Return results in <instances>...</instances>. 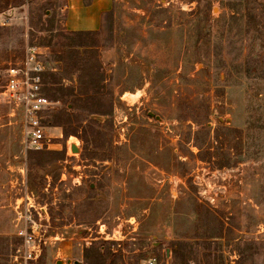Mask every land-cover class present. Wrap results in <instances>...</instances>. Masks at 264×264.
<instances>
[{
    "label": "rangeland",
    "instance_id": "obj_1",
    "mask_svg": "<svg viewBox=\"0 0 264 264\" xmlns=\"http://www.w3.org/2000/svg\"><path fill=\"white\" fill-rule=\"evenodd\" d=\"M6 1L0 92L30 46L62 92L41 151L0 95V264L28 198L49 225L35 264H264V0H122L90 35Z\"/></svg>",
    "mask_w": 264,
    "mask_h": 264
},
{
    "label": "built area",
    "instance_id": "obj_2",
    "mask_svg": "<svg viewBox=\"0 0 264 264\" xmlns=\"http://www.w3.org/2000/svg\"><path fill=\"white\" fill-rule=\"evenodd\" d=\"M13 17L0 14V28L11 25ZM40 49L30 46L25 49L23 57L8 62L4 70L3 86L0 95L11 107L10 116H19L22 140L25 150L41 151L51 146L50 138L45 134L42 124L43 113L52 107V101L43 94L46 74L55 69L42 60ZM34 204L28 198L21 210L14 209L13 227L16 238L21 241V249L14 257L19 264H35L42 254L41 229L49 228L47 212L40 209L35 219L32 213ZM145 264H156L155 258H149Z\"/></svg>",
    "mask_w": 264,
    "mask_h": 264
},
{
    "label": "crops",
    "instance_id": "obj_3",
    "mask_svg": "<svg viewBox=\"0 0 264 264\" xmlns=\"http://www.w3.org/2000/svg\"><path fill=\"white\" fill-rule=\"evenodd\" d=\"M122 0H8V7H22L29 4L47 7L46 14L55 16V21L68 33L96 34L102 30L105 21H115ZM12 10L0 14L12 15ZM4 102V101H3ZM19 117V116H18Z\"/></svg>",
    "mask_w": 264,
    "mask_h": 264
},
{
    "label": "trees",
    "instance_id": "obj_4",
    "mask_svg": "<svg viewBox=\"0 0 264 264\" xmlns=\"http://www.w3.org/2000/svg\"><path fill=\"white\" fill-rule=\"evenodd\" d=\"M8 1V0H7ZM7 1H6V6L8 5L7 4ZM2 5V3L0 4V6ZM3 9V8H2ZM2 9H0V13H2V12H4V10H2ZM4 29V28H3ZM70 34H72V35H90V33H86V34H84V33H70ZM76 55H78V53L77 52H74ZM75 65H77V61H75L74 63H73V66H75ZM76 70H78V69H76ZM53 77L54 75L53 74H46L45 75V77H44V83H43V92H46V95L45 96H47L50 100H53V101H58V97L55 95V92H56V90H60L61 92H62V88L60 87V88H58V89H55V88H53V87H51L50 85H49V82L47 81V79L49 78V77ZM54 78V77H53ZM52 78V79H53ZM55 79V78H54ZM55 81H57V80H53L52 82H50L51 84H53V83H55ZM52 101V102H53ZM93 103H96L97 105H98V103H99V100L98 99H93ZM90 113H96V114H103V112L98 108V107H95L94 109L93 108H91L90 107V111H89ZM92 252H90L91 254H86L84 257H85V259H86V261H89V259H91V258H93L91 261H90V263H94V264H97L98 263V261L100 262V261H102V259H101V255H100V253H99V249L98 250H96V249H92L91 250ZM88 259V260H87ZM192 259H194V258H192ZM88 264V263H87ZM101 264V263H100Z\"/></svg>",
    "mask_w": 264,
    "mask_h": 264
},
{
    "label": "water",
    "instance_id": "obj_5",
    "mask_svg": "<svg viewBox=\"0 0 264 264\" xmlns=\"http://www.w3.org/2000/svg\"><path fill=\"white\" fill-rule=\"evenodd\" d=\"M148 116L153 117L156 120H160V118L158 116L154 115L153 113H148ZM71 151L73 153H79L80 149L78 147H76V145L72 144L71 145ZM71 263H72L71 260H58V261L55 262V264H71ZM73 263L74 264H78L77 261H75Z\"/></svg>",
    "mask_w": 264,
    "mask_h": 264
}]
</instances>
